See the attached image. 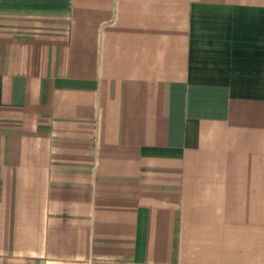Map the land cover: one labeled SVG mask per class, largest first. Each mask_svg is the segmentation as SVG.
Segmentation results:
<instances>
[{
  "label": "crops",
  "instance_id": "1",
  "mask_svg": "<svg viewBox=\"0 0 264 264\" xmlns=\"http://www.w3.org/2000/svg\"><path fill=\"white\" fill-rule=\"evenodd\" d=\"M0 264H264V0H0Z\"/></svg>",
  "mask_w": 264,
  "mask_h": 264
}]
</instances>
